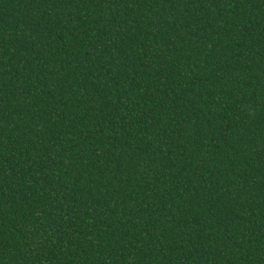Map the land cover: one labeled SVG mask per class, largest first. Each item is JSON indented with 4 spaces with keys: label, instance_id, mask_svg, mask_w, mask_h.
<instances>
[{
    "label": "trees",
    "instance_id": "trees-1",
    "mask_svg": "<svg viewBox=\"0 0 264 264\" xmlns=\"http://www.w3.org/2000/svg\"><path fill=\"white\" fill-rule=\"evenodd\" d=\"M0 264H264V0H0Z\"/></svg>",
    "mask_w": 264,
    "mask_h": 264
}]
</instances>
